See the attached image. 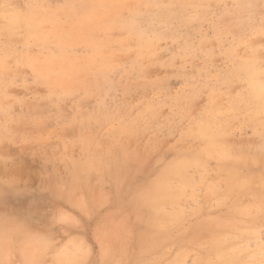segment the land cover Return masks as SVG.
<instances>
[{"label": "rangeland", "instance_id": "1", "mask_svg": "<svg viewBox=\"0 0 264 264\" xmlns=\"http://www.w3.org/2000/svg\"><path fill=\"white\" fill-rule=\"evenodd\" d=\"M0 243V264H264V0H0Z\"/></svg>", "mask_w": 264, "mask_h": 264}, {"label": "bare ground", "instance_id": "2", "mask_svg": "<svg viewBox=\"0 0 264 264\" xmlns=\"http://www.w3.org/2000/svg\"><path fill=\"white\" fill-rule=\"evenodd\" d=\"M43 11V10H42ZM24 19V18H23ZM138 36V35H137ZM140 39V38H139ZM69 56V55H68ZM209 136V135H208ZM208 138V137H207ZM206 138V139H207ZM211 140V139H210ZM208 141V140H207ZM210 142V141H209ZM208 145V144H207ZM210 147V146H209ZM215 147V146H214ZM222 147V146H221ZM220 148V147H219ZM224 148V147H223ZM225 149V148H224ZM216 150H218V149H216ZM209 151H211L210 150V148H209ZM220 151V150H219ZM218 151V152H219ZM225 155V154H224ZM228 158V157H227ZM233 158V157H232ZM242 160V159H241ZM198 162V161H197ZM196 163V162H195ZM195 163H193V164H195ZM199 163V162H198ZM184 165H186V164H183V166ZM178 167H179V165H178ZM180 168H181V166H180ZM227 169H231V168H227ZM97 170V167H96V165H93V163H88V162H85L83 165H78V166H76L75 167V169H74V171H73V183L72 184H75V182L77 183L76 185H72V187L73 188H75L79 183H81V182H83V180H84V177L87 175V174H89V173H91V172H94V171H96ZM167 170V169H166ZM165 171V170H164ZM168 172H170V170H168ZM166 174V173H165ZM229 174V176H230V173H228ZM163 176V175H162ZM161 176V177H162ZM232 176H233V173H232ZM236 177V176H235ZM159 178V177H158ZM164 179H166V178H164ZM163 179V180H164ZM228 180V179H227ZM233 180V179H232ZM231 181V180H230ZM162 182V181H161ZM167 182V181H166ZM239 182H240V180H239ZM241 182H243V181H241ZM158 183V182H157ZM186 183V182H185ZM184 183V184H185ZM237 184V183H236ZM158 185H160V184H158ZM229 185H230V183H229ZM228 185V186H229ZM245 184H243V186H244ZM261 185H263V184H261ZM151 186V185H150ZM242 186V187H243ZM162 188H160V189H158L157 188V186L156 187H154L153 185L150 187V188H148V190L146 191V193L144 192V196L143 197H141L139 200H138V203H139V205L141 206V205H143V206H152V208L153 207H156V208H158L159 209V206H163L164 204H165V202H167V201H171L172 202V200H170V197L168 196V192H167V190H168V186H167V184L166 183H164V186H161ZM246 187V186H245ZM244 187V188H245ZM77 188V187H76ZM234 188V187H233ZM169 189H170V187H169ZM242 189V188H241ZM246 189V188H245ZM143 193V192H142ZM155 208V209H156ZM157 209V210H158ZM154 212V211H153ZM155 214H156V212H155ZM160 214V213H159ZM163 219V218H162ZM157 220V219H156ZM155 220V221H156ZM148 221H149V219H148ZM150 221H152V219L150 220ZM149 224V223H148ZM148 224H147V226H148ZM158 224V223H157ZM150 225H152V223L150 224ZM155 226H156V224H155ZM161 227V226H160ZM159 228V227H158ZM152 229H153V227H152ZM156 229H157V227H156ZM149 230V229H148ZM155 230H153V232H154ZM161 231V230H160ZM159 231V232H160ZM149 234V233H148ZM154 234V233H153ZM153 234H152V236H153ZM150 235V234H149ZM155 235V234H154ZM156 235H157V231H156ZM151 236V235H150ZM154 238H155V241H156V237L154 236ZM147 240V239H146ZM145 240V241H146ZM151 240V239H150ZM149 243V242H148ZM151 243H152V241H151ZM150 243V244H151ZM154 243V242H153ZM158 244H159V242H158ZM157 244V245H158ZM0 245H1V243H0ZM145 246H146V244H145ZM148 246H149V244H148ZM143 247V246H142ZM143 248H145V247H143ZM146 248H148L147 246H146ZM145 248V249H146ZM141 249V248H140ZM2 250V249H1ZM141 252H143V251H141ZM141 252H139V253H141ZM2 253V252H1ZM149 253V252H148ZM146 254V253H145ZM139 256H141V255H139ZM143 257V256H142ZM141 260V259H140Z\"/></svg>", "mask_w": 264, "mask_h": 264}]
</instances>
